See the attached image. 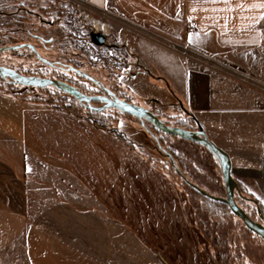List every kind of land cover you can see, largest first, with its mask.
Returning a JSON list of instances; mask_svg holds the SVG:
<instances>
[{
	"label": "crops",
	"instance_id": "0c3cea01",
	"mask_svg": "<svg viewBox=\"0 0 264 264\" xmlns=\"http://www.w3.org/2000/svg\"><path fill=\"white\" fill-rule=\"evenodd\" d=\"M72 1L108 45L125 51L126 66L137 69L133 76L143 74L153 88L165 87L166 98L142 96L144 107L201 125L227 153L231 176L264 204V103L243 99L257 114L228 115L226 109L239 100L228 105L215 92H228L221 75L264 86V19L257 16L253 24L256 10L235 8L259 0H227L234 9L227 12L212 11L224 8L225 0ZM134 97L124 98L143 101ZM6 102L16 108L2 117L20 131L0 126V264H167L152 250L144 249V261L137 263L133 258L139 255H131L124 241L116 245L121 251L115 247L117 227L129 234L131 225L142 224L132 221L127 208L113 206L109 187L84 186L67 145L45 140L46 122L84 121L63 111L26 113L18 102Z\"/></svg>",
	"mask_w": 264,
	"mask_h": 264
},
{
	"label": "rangeland",
	"instance_id": "374dc122",
	"mask_svg": "<svg viewBox=\"0 0 264 264\" xmlns=\"http://www.w3.org/2000/svg\"><path fill=\"white\" fill-rule=\"evenodd\" d=\"M82 16V10L72 0H0V65L21 74L40 75L50 74L40 62L55 63L65 70L70 63L112 97H168L163 85L153 88L145 75L133 76L137 69L126 66L130 62L125 51L95 47L88 37L94 30ZM52 22L53 26L46 25ZM220 77L228 92L216 89V99L227 103L239 100L226 109L230 111L228 115L257 114L250 101L246 105L241 100L264 103V86L255 88L250 80L246 83L243 78ZM236 84L245 87L242 93L232 90ZM57 91L24 87L0 78V126L15 134L20 131L14 121L5 119L16 108L6 106V101L18 102L26 113L63 111L84 121L64 118L46 122L45 140L48 136L62 147L67 145L66 154L75 160L77 175L86 181L84 186L109 187L113 206L122 211L127 208L132 221L138 219L142 224L140 228L131 225L129 234L117 227V249V243L124 241L131 247V255H139L133 258L137 263L144 261L140 254L145 249L160 255L159 259L167 264H264L263 241L246 231L226 207L201 197L186 184L190 182L214 197H224L219 164L207 150L156 132L149 123L141 126L134 117L115 109L91 114L88 119L86 111ZM141 99L133 102L142 107L147 98ZM148 105L152 111L157 109L170 126L176 123L166 111ZM238 188L244 194L239 197L235 192L237 204L251 219L260 222L257 206L245 199L255 200L262 211L264 204L239 183Z\"/></svg>",
	"mask_w": 264,
	"mask_h": 264
},
{
	"label": "water",
	"instance_id": "95a60500",
	"mask_svg": "<svg viewBox=\"0 0 264 264\" xmlns=\"http://www.w3.org/2000/svg\"><path fill=\"white\" fill-rule=\"evenodd\" d=\"M90 38L91 43L95 47H102L107 42V37L103 35L99 31H91L88 35ZM0 78L9 81L10 83L21 85V86H28V87H35V88H46L52 87L59 92L67 95L72 96L80 105L86 106L89 110L94 112L103 111L105 109H115L119 111L121 114L126 116H132L137 119L141 126H144L145 123H149L152 128L156 131L169 135V136H176L179 137L181 140L189 141L194 144L202 146L205 150L212 155V157L217 161L219 164L220 175L222 178L223 183V191L225 193L224 197H214L204 190H201L196 185L186 182L192 189L208 197L211 200L219 201L226 205L229 208L230 212L242 222L244 227L252 232L254 235H257L261 241L264 243V224L261 222L254 221L250 218V216L237 204L235 200V192L241 196V192L238 188L237 181L231 176V163L229 161V157L227 153L219 148L216 144H214L205 134L202 129V126L199 125L197 122V130H189V129H182L177 126H169L165 122H163L158 116H156L150 109L139 106L137 104L131 103L129 101L121 100L117 97H113L110 99L107 96L98 95V96H88L83 95L80 93L74 86L68 85L65 82H62L57 79H47V78H38L36 76H23L15 69H10L8 67L0 65ZM92 103H102V106L93 107L91 106ZM168 159L172 163V158L170 155H167ZM252 202L255 206L257 203L253 199L246 198ZM257 214L258 219L263 220L264 218L260 212V209L257 206Z\"/></svg>",
	"mask_w": 264,
	"mask_h": 264
},
{
	"label": "flooded vegetation",
	"instance_id": "af4514ba",
	"mask_svg": "<svg viewBox=\"0 0 264 264\" xmlns=\"http://www.w3.org/2000/svg\"><path fill=\"white\" fill-rule=\"evenodd\" d=\"M46 25L49 26H53V22L52 23H47ZM102 47H106L109 50H114L116 51L117 49H119L116 45H108L107 43L102 46ZM111 60V59H110ZM113 63H116V60L112 59ZM41 65L46 68V70L49 71L50 74H45L44 76H37V75H33L29 72L25 73V74H21L23 76L27 75V76H36L38 78L42 77V78H47V79H57L60 80L62 82L67 83L68 85H72L74 86L80 93H82L83 95H88V96H98V95H103V96H107L110 99H113V97L111 95H109L107 93V91L100 86L99 83L95 82V81H91L90 78L86 75H84L83 73H81L80 68L74 66L73 64H68L66 65L67 67H70L68 70H65L62 67H58L55 63H45V62H40ZM61 96L64 97H68L71 101V97L72 96H67V95H62ZM117 98L123 100L121 98V96L116 95ZM73 98V97H72ZM102 103H98V104H91V106H102Z\"/></svg>",
	"mask_w": 264,
	"mask_h": 264
},
{
	"label": "trees",
	"instance_id": "16d2710c",
	"mask_svg": "<svg viewBox=\"0 0 264 264\" xmlns=\"http://www.w3.org/2000/svg\"><path fill=\"white\" fill-rule=\"evenodd\" d=\"M45 74H40V76H44ZM37 76H39V75H37ZM46 88H48V87H46ZM50 88H52V87H50ZM54 89V88H53ZM54 90H56V89H54ZM58 92V91H57ZM59 94H62V95H65V94H63V93H61V92H58ZM121 98L123 99V100H125V101H129V102H131V103H133L131 100H129L128 98L127 99H125L124 98V96H121ZM71 99H72V102L73 103H76V105L82 110V111H86L87 113H88V116H87V118L89 119V115H91V114H93V115H99V114H102V113H104V112H107V111H109V109H105V110H103V111H99V112H94V111H92V110H89L85 105L84 106H82V105H80L74 98H72L71 97ZM93 104H98V103H93ZM69 107H72V104L71 103H69ZM110 111H112V110H110ZM152 111V110H151ZM156 116H158L163 122H165V120H163L162 119V117L157 113H155L154 111H152ZM175 118V124L173 125V126H177V127H180V128H182V129H189V130H197V124H196V121H194L191 117H189V116H186V119H180V118H178V117H174ZM167 125H169L170 126V124H168V122H165ZM96 125V124H95ZM98 126V125H97ZM99 126H101L100 124H99ZM101 127H103V126H101ZM154 129V128H153ZM155 130V129H154ZM156 131V130H155ZM156 132H159L158 130L156 131ZM161 133V132H160ZM163 134V133H162ZM164 135H166V134H164ZM169 136V135H168ZM176 137V136H175ZM197 145V144H196ZM197 146H199V145H197ZM200 147V146H199ZM211 155V154H210ZM168 158V157H167ZM184 181H185V179H183ZM186 182V181H185ZM187 184V183H186ZM194 190V189H193ZM195 191V190H194ZM196 193H198L197 191H195ZM201 197L203 196L205 199H208L209 201H211V202H214V203H218V204H220V205H223L224 207H226V205L225 204H223V203H221V202H219V201H214V200H211V199H209L208 197H206V196H204V195H201L200 193H198ZM241 194L243 195L244 193L243 192H241ZM239 196V195H238ZM239 197H241V196H239ZM257 203V202H256ZM257 206H258V204H257ZM227 209H228V211L230 212V210H229V208L228 207H226ZM259 208V207H258ZM260 209V208H259ZM260 212H261V214H262V216H263V218H264V211H262V209H260ZM231 213V212H230ZM256 214H257V209H256ZM231 215H233L232 213H231ZM234 216V215H233ZM257 216H258V214H257ZM259 220V219H258ZM263 223L264 224V221L263 220H260V223ZM244 226V225H243ZM245 228V227H244ZM246 229V228H245ZM246 231H248V232H250L248 229H246ZM251 234H253L252 232H250ZM254 235V234H253ZM257 236V235H256ZM258 237V236H257ZM259 238V237H258ZM261 240V239H260Z\"/></svg>",
	"mask_w": 264,
	"mask_h": 264
},
{
	"label": "snow or ice",
	"instance_id": "6c2138e0",
	"mask_svg": "<svg viewBox=\"0 0 264 264\" xmlns=\"http://www.w3.org/2000/svg\"><path fill=\"white\" fill-rule=\"evenodd\" d=\"M104 3L106 5L107 0H104ZM236 9H239L241 12H244L245 10L251 12L252 10H256V15H253L250 17L251 21L253 24L258 23L259 21L257 20V16L260 19H264V0H259L258 3H252L249 5H244V4H237L235 5ZM196 9H190V11H195ZM234 9L232 7L227 6V0H225V7L221 9H212V11H233ZM207 11V9H205ZM177 16H179V11L177 12ZM191 19V18H190ZM225 19H227L225 17ZM189 42H192L191 35H189Z\"/></svg>",
	"mask_w": 264,
	"mask_h": 264
},
{
	"label": "built area",
	"instance_id": "2783aa9c",
	"mask_svg": "<svg viewBox=\"0 0 264 264\" xmlns=\"http://www.w3.org/2000/svg\"><path fill=\"white\" fill-rule=\"evenodd\" d=\"M187 52H189L188 50H186Z\"/></svg>",
	"mask_w": 264,
	"mask_h": 264
}]
</instances>
